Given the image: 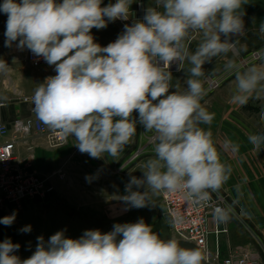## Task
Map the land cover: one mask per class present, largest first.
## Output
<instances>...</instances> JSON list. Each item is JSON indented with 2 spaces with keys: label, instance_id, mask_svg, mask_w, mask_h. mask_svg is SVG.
Listing matches in <instances>:
<instances>
[{
  "label": "clouds",
  "instance_id": "9594fccd",
  "mask_svg": "<svg viewBox=\"0 0 264 264\" xmlns=\"http://www.w3.org/2000/svg\"><path fill=\"white\" fill-rule=\"evenodd\" d=\"M134 0H3L0 13L7 16L5 47L14 42L54 68L34 90V113L49 130L67 141L74 138L82 154L101 159L118 158L136 135L137 124L152 132L154 156L143 165V177L132 176L121 200L143 208L151 195L181 193L194 204L209 205L229 180L232 167L222 162L210 130L214 114L201 103L206 95L203 65L227 55L233 37L244 30L242 6L246 0H155L142 20L125 24L115 41L101 46L92 29L127 20ZM264 33V25L261 26ZM200 36L194 52L187 41ZM15 62V61H14ZM184 91L173 90L170 67L184 70ZM10 71L0 59V74ZM234 75L233 104L264 99V59L245 66L235 60L224 66ZM264 121V110L260 113ZM253 151L264 150V132L250 133ZM238 150L239 145H233ZM91 182L92 177L86 176ZM144 187L143 192L133 190ZM232 205L213 208L217 223H226ZM17 213L0 217L11 226ZM31 225L20 229L30 233ZM20 245L0 242V264H203L197 248L181 247L174 239H161L143 218L116 223L109 232L85 230L76 239L57 231L45 241L37 237L32 255L21 259Z\"/></svg>",
  "mask_w": 264,
  "mask_h": 264
},
{
  "label": "rangeland",
  "instance_id": "374dc122",
  "mask_svg": "<svg viewBox=\"0 0 264 264\" xmlns=\"http://www.w3.org/2000/svg\"><path fill=\"white\" fill-rule=\"evenodd\" d=\"M242 7L245 30L239 35V42L233 48H237L238 52L232 55V60L241 63L238 58L242 56L250 65L264 59V33L260 31L264 25V0H246ZM256 52L260 55L259 58L254 55ZM204 65L205 75L200 79L206 95L201 103L204 106V102L214 96L212 99L218 108L207 103V110L214 114V119L210 125L201 127L211 131L222 162L232 167L229 180L219 194H214L224 198V205H232L234 208L229 221L223 223L228 233L220 236L219 257H216L215 250V257L211 259L217 264H223L226 258L244 253L249 258L252 257L257 262L255 264H264V150L253 151V146L247 140L250 133L264 132V121L260 119L264 99H250L243 106L233 104L231 96L235 89L234 75L226 74L224 67L218 66L215 60ZM209 76H223L222 84L217 89H209L206 82ZM3 99L0 96V101ZM152 136V132H145L143 126L137 124L136 135L127 145L128 155L124 169L120 168L118 159L107 154L104 158L94 159L80 153L78 149L73 150L74 161H71V165L58 169L67 173L66 179L55 187L52 194L35 203H41L40 208H45L43 215L45 214L47 221L44 229L38 221L31 220L32 224L37 223L34 224L36 227L33 225L35 235L43 236L47 241L57 231L65 230L66 237L76 239L85 230L109 232L116 223H134L143 218L146 224L153 227L164 220L166 207L162 194L153 196L149 193L152 204L143 208L129 207L121 200L127 194L125 187L130 178H142L144 163L154 156ZM43 138L48 146L47 140ZM149 143L151 145L145 150L140 148ZM234 144L239 145L238 150H234ZM138 151L139 156L133 157ZM54 176L60 178L58 174ZM86 176L92 177L91 182L86 181ZM133 190L143 192L145 188L134 187ZM210 244L212 249L216 247L214 235L210 236ZM36 245L37 243L32 244L34 249ZM28 250L30 251L29 245L23 246V250L15 254L26 259L32 255Z\"/></svg>",
  "mask_w": 264,
  "mask_h": 264
},
{
  "label": "built area",
  "instance_id": "2783aa9c",
  "mask_svg": "<svg viewBox=\"0 0 264 264\" xmlns=\"http://www.w3.org/2000/svg\"><path fill=\"white\" fill-rule=\"evenodd\" d=\"M136 20L129 16L127 20L117 21L124 30L125 24L130 25ZM254 55L260 57L257 52ZM238 60L249 66L248 60H245L244 57L240 56ZM26 61L31 68L49 66L42 58L35 57L28 49L26 50ZM222 81L223 76H209L206 79L207 87L211 90L217 89ZM33 94L34 92L24 93L15 99L29 107L30 116L16 118L10 125L0 123V210H5L10 204H19L26 199L46 198L54 190L52 177L58 174L63 179L66 176L61 170L50 175H42L35 168L32 138L43 136L47 140L48 146L52 148L59 147L66 141L62 135L49 130L37 119L33 111ZM13 100L10 98L8 101ZM5 104L6 102H2L0 105ZM20 142H25L29 151V154L23 157L16 153ZM139 154L138 151L133 157L139 156ZM162 197L166 207L165 214L170 217L168 224L173 237L196 244L207 261L217 264L211 258L215 257V250L216 257H219V236L228 232V229L221 227L220 223H217L213 218V208L225 206L224 198L213 193L209 205H198L188 202L181 193L162 194ZM211 221H213L214 227H211ZM211 235L215 237L216 247L214 249L210 244ZM255 263L257 262L252 257L249 258L244 253L232 255L223 262V264Z\"/></svg>",
  "mask_w": 264,
  "mask_h": 264
},
{
  "label": "crops",
  "instance_id": "0c3cea01",
  "mask_svg": "<svg viewBox=\"0 0 264 264\" xmlns=\"http://www.w3.org/2000/svg\"><path fill=\"white\" fill-rule=\"evenodd\" d=\"M2 3L3 0H0V4ZM108 3H115V0H103L102 6H106ZM153 6H155V0H134L132 5L130 6L129 16L133 19L139 20L143 18L145 10L148 7ZM6 21V15L0 13V59L5 60L10 66V71L7 74H0V96L4 98L0 101V104L4 101H8L10 98L14 99L11 102H7L5 105H0V123H6L10 125L11 122L16 118L30 116L29 107L15 99L21 94L33 93L38 84L42 83L46 77L55 75V71L54 68L51 66L41 67L39 69L31 68L26 61L27 49H18L16 47V43L18 42H14L12 47H5L6 38L4 36V32L6 29ZM122 31L123 28L121 24L116 20L114 22H109L107 27L104 29H92V34L95 37V41L97 43H99L101 46H106L108 43L115 41V39L118 37L119 34L122 33ZM233 40L235 42L236 47L239 42V36L233 37ZM199 41L200 36L198 34H193L187 41L189 51L194 52L199 44ZM235 49L230 51L227 55H221L219 57L214 58L213 60H215V63L218 66L224 67L228 61L232 60V55H235V53L238 52L237 48ZM189 67L190 65L187 62H185L183 65L184 70H177L178 66L175 64L171 66V85L173 90H186L187 85L185 81L187 78H189L186 70ZM203 68H205V65H203ZM213 97L214 96H212V98ZM212 98L204 102V107L208 108L209 104L207 105V103L209 102L214 108H218V105ZM31 140L34 143V149L32 151V154L35 160V168L42 175H50L52 172H55L58 169H63L65 166L67 168V165H71V161H74L72 160V151L78 149L75 146L74 138L69 137L61 147L57 148H49L45 143L43 137L36 136ZM150 145L151 143L140 148H143V150H145ZM127 149L128 148L126 146L120 156L116 158L119 161L121 169H124L126 167L128 155ZM16 153L20 157L28 155L29 151L27 150V144H25V142H20L17 146ZM66 177L62 180L57 176L52 177V184L54 190L55 187H58L60 186V184H62L61 181L65 180ZM40 200L42 199H26L19 204H10L6 207L5 210L1 211L0 217L11 215L14 211L17 213V215L14 223L11 226H5L3 224H0V242L5 239H11L14 244L20 245L18 252L23 250V246L27 245L30 246V251L28 250L30 254L35 251L32 244L37 243V237H40V235H35L36 231L34 229L37 223L34 222L32 224L31 220L38 221L44 229L47 226V221L44 217L45 214L43 215V213L46 212L45 208H40L41 203L35 204L36 201ZM60 221L62 220L60 219ZM26 225H31L32 230L30 233H23L20 231V229ZM33 225L35 227H33ZM210 225L213 226V221H211ZM220 226L225 227L223 223H220ZM32 234L34 236H32ZM222 234L220 236H222ZM32 237L34 238L33 241Z\"/></svg>",
  "mask_w": 264,
  "mask_h": 264
},
{
  "label": "water",
  "instance_id": "95a60500",
  "mask_svg": "<svg viewBox=\"0 0 264 264\" xmlns=\"http://www.w3.org/2000/svg\"><path fill=\"white\" fill-rule=\"evenodd\" d=\"M164 218H165L164 220H160L158 223H156L154 225L153 231L158 233L160 235L161 239L167 240V239L172 238L170 228H169V224H168L170 217L168 216V214H165ZM177 241L180 243L181 247L190 248V249L191 248L199 249V247L194 243L183 241V240H177ZM203 264H214V263H211L205 259Z\"/></svg>",
  "mask_w": 264,
  "mask_h": 264
},
{
  "label": "bare ground",
  "instance_id": "6f19581e",
  "mask_svg": "<svg viewBox=\"0 0 264 264\" xmlns=\"http://www.w3.org/2000/svg\"><path fill=\"white\" fill-rule=\"evenodd\" d=\"M171 236H172V238H174L173 235H172V232H171ZM174 239H176V238H174Z\"/></svg>",
  "mask_w": 264,
  "mask_h": 264
}]
</instances>
